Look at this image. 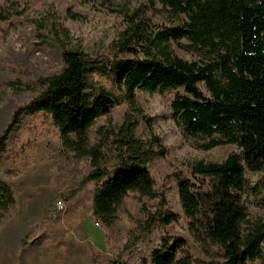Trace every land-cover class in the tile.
<instances>
[{
	"label": "trees",
	"instance_id": "16d2710c",
	"mask_svg": "<svg viewBox=\"0 0 264 264\" xmlns=\"http://www.w3.org/2000/svg\"><path fill=\"white\" fill-rule=\"evenodd\" d=\"M181 25L165 28L150 38L141 23L125 30L122 49L133 53L145 48V60H100L63 49L64 68L55 76L39 79L40 93L19 107L0 136V154L22 118L47 114L58 129L64 149L90 162L85 180L96 184L91 213L104 229H111L118 208L129 192L157 207H142L141 217L128 236L123 252L134 248L144 234L161 231L178 221L158 198L148 165L163 149L136 139L134 121L99 131L98 142L89 143L88 131L116 104L109 90L91 81V75H113L116 87L133 104L135 91L182 89L171 103L172 117L186 138L206 140L199 148L210 150L234 145L239 152L220 163L199 160L190 167L193 180L178 179L184 217L194 240L202 247L219 249L221 264H249L264 259V218H248L243 196L257 191L245 171L264 172V0H159ZM185 39L188 49L205 56L187 62L173 56L168 41ZM199 84H203L207 95ZM157 142V140H155ZM12 189L0 180V224L14 208ZM264 210V200L260 202ZM27 239V238H26ZM26 246L25 239L20 247ZM180 243L160 236L149 252L151 264H193ZM181 253V256L177 255ZM108 264H125L120 258Z\"/></svg>",
	"mask_w": 264,
	"mask_h": 264
},
{
	"label": "rangeland",
	"instance_id": "374dc122",
	"mask_svg": "<svg viewBox=\"0 0 264 264\" xmlns=\"http://www.w3.org/2000/svg\"><path fill=\"white\" fill-rule=\"evenodd\" d=\"M181 19L186 17L176 18L159 0H0V136L14 112L38 96L37 81L64 68L63 49L106 61L145 60V48L134 46L133 53L122 49L125 30L141 23L142 34L152 38L165 28L181 25ZM168 45L173 56L187 62L205 58L188 49L185 39H170ZM90 78L105 86L116 104L90 127L89 143L98 142L99 131L117 128L125 119L134 121L136 139L163 149L148 171L158 198L179 219L161 231L143 233L134 248L124 253L142 207L153 209L158 201L129 192L114 226L96 227L91 213L96 184L85 180L92 171L90 162L67 153L50 116L26 115L0 154V180L12 189L15 199L10 215L0 224V264H108L116 258L125 264H151L149 252L158 247L162 235L173 244L180 243V251L187 250L193 264H221L217 247L204 248L194 240L177 181L193 180L190 167L194 162L220 163L239 150L231 144L205 150L199 145L206 140L183 136L171 109L175 96L184 95L182 89L136 90L130 104L113 75L95 73ZM199 88L207 95L203 84ZM245 177L250 186L257 185V191L243 196L248 218L263 219L264 172L246 170ZM57 201L62 202V209L55 207ZM24 239L26 246L20 247ZM249 264H264V259Z\"/></svg>",
	"mask_w": 264,
	"mask_h": 264
},
{
	"label": "built area",
	"instance_id": "2783aa9c",
	"mask_svg": "<svg viewBox=\"0 0 264 264\" xmlns=\"http://www.w3.org/2000/svg\"><path fill=\"white\" fill-rule=\"evenodd\" d=\"M55 207L57 208V209H62L63 208V204H62V202L61 201H57L56 203H55ZM95 226L96 227H99L100 225H99V223H95Z\"/></svg>",
	"mask_w": 264,
	"mask_h": 264
}]
</instances>
